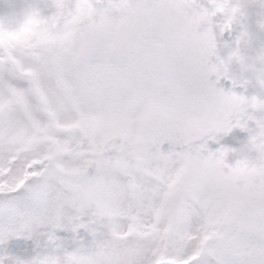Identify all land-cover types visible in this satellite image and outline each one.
Segmentation results:
<instances>
[{"label": "snow or ice", "instance_id": "1", "mask_svg": "<svg viewBox=\"0 0 264 264\" xmlns=\"http://www.w3.org/2000/svg\"><path fill=\"white\" fill-rule=\"evenodd\" d=\"M0 264H264V0H0Z\"/></svg>", "mask_w": 264, "mask_h": 264}, {"label": "rangeland", "instance_id": "2", "mask_svg": "<svg viewBox=\"0 0 264 264\" xmlns=\"http://www.w3.org/2000/svg\"><path fill=\"white\" fill-rule=\"evenodd\" d=\"M233 137H235L236 139L234 140ZM243 138V134L239 133L238 131H234L232 134H230L229 136L224 137L220 143L225 145V146H230V147H236L237 143L236 141L240 140ZM209 147L212 149H215L217 147L216 144L214 143H209Z\"/></svg>", "mask_w": 264, "mask_h": 264}]
</instances>
